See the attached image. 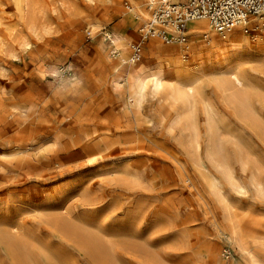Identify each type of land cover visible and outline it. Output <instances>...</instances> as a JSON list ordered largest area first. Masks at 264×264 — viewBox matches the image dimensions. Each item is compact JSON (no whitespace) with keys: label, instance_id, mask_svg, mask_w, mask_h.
<instances>
[{"label":"rangeland","instance_id":"obj_1","mask_svg":"<svg viewBox=\"0 0 264 264\" xmlns=\"http://www.w3.org/2000/svg\"><path fill=\"white\" fill-rule=\"evenodd\" d=\"M144 1L0 0V264H264V64L244 65L254 115L212 100L211 147L196 105L195 147L178 106H130L113 84L107 34L134 56L144 22L128 7ZM158 44L182 46L147 39L136 62Z\"/></svg>","mask_w":264,"mask_h":264},{"label":"bare ground","instance_id":"obj_2","mask_svg":"<svg viewBox=\"0 0 264 264\" xmlns=\"http://www.w3.org/2000/svg\"><path fill=\"white\" fill-rule=\"evenodd\" d=\"M176 1L178 0H145L143 3L133 4L128 8L129 11L135 13L136 18L142 19L145 25L152 21V11L156 7ZM249 23L259 24L258 32L251 37L244 33V26L237 23L207 43L182 44L178 50L163 49L158 44L147 64L136 62L135 56L130 58L125 56L126 39L123 35L114 33L111 36L107 34L110 39V50L117 58V65L121 67L119 73L114 75L117 78L124 76L123 84L117 78H114L113 84L119 94H122L123 89L126 90V102L130 106L137 107L146 95L155 97L158 103L164 100L168 101L170 105H166L167 107L178 106V120L182 122L184 128L189 130V135L192 137H190V141L195 144V147L199 141L197 140L199 132L194 120V108L199 105L204 119V127H206V132L212 142L211 147L213 144L215 145L213 139L215 137L217 139L218 134V127L214 120L216 109L212 100L223 103L240 116L254 115V111L249 107L248 99L249 95L256 90L254 81L245 71L244 65L252 63L260 68V65L264 64V15L250 18ZM211 27L206 18H195L186 22V30L190 33L202 29L211 30ZM184 50H188L190 53V64L188 63L190 59L183 54ZM206 86L210 87L209 91L205 89ZM67 88L69 89V87ZM256 94L259 100L264 102V93L257 92ZM32 108V105L25 106L21 113H30ZM162 116L164 115L162 114ZM175 125L178 126V124ZM177 126L176 128H178ZM197 149L195 148V150ZM126 160V158H121L116 163H123ZM210 178H212V187L220 184L219 178L217 179L216 176ZM232 178L230 176V179ZM255 179L257 180L256 177ZM232 180L234 182V179ZM257 185L260 183L257 182ZM237 228L239 225L233 227L231 231L235 238L239 233Z\"/></svg>","mask_w":264,"mask_h":264},{"label":"built area","instance_id":"obj_3","mask_svg":"<svg viewBox=\"0 0 264 264\" xmlns=\"http://www.w3.org/2000/svg\"><path fill=\"white\" fill-rule=\"evenodd\" d=\"M264 15V0H178L156 7L149 24L139 29L140 40L132 46L134 56L147 39L160 38L166 44L187 43L186 22L206 18L218 32L240 23L244 33L250 17Z\"/></svg>","mask_w":264,"mask_h":264}]
</instances>
